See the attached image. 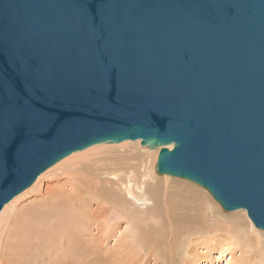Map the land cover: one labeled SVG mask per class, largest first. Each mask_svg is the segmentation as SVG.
<instances>
[{
  "label": "water",
  "instance_id": "water-1",
  "mask_svg": "<svg viewBox=\"0 0 264 264\" xmlns=\"http://www.w3.org/2000/svg\"><path fill=\"white\" fill-rule=\"evenodd\" d=\"M127 139L264 230V0H0V211Z\"/></svg>",
  "mask_w": 264,
  "mask_h": 264
},
{
  "label": "bare ground",
  "instance_id": "bare-ground-1",
  "mask_svg": "<svg viewBox=\"0 0 264 264\" xmlns=\"http://www.w3.org/2000/svg\"><path fill=\"white\" fill-rule=\"evenodd\" d=\"M125 144H136L143 152L106 159L95 166L100 171L94 170L95 185L85 181L88 184L79 182L71 184L70 188H55L48 202L38 204L15 221L19 241L12 247L17 251L14 254L18 253V264H139L147 253L156 254L157 258L171 264L175 256L185 255L191 242L192 251L197 252L193 263L189 261L192 264H200V260L203 264H216L215 260L218 263L224 260L225 264H264V230L256 228L245 209L224 210L208 190L210 197L202 193L199 184L155 171L156 153L160 147L152 149L142 145L139 139H127L120 143H97L86 150ZM72 154L75 153L67 156ZM151 155L154 156L151 158L153 162H148L145 156ZM157 176H161V182L155 181ZM76 178L79 179L77 174ZM174 182L182 183L185 188H177L172 185ZM25 189L21 192L24 193ZM21 192L3 206L0 223ZM92 200H98L102 212L92 207ZM191 202L199 204L197 210L200 212L189 218L188 212L193 209L188 206ZM106 204L107 208L103 207ZM115 206L119 216L129 220L128 229L119 230L118 220H111L106 213L108 209L113 211ZM234 215L236 219H233ZM238 215H243L244 225L237 223ZM226 216H232V219L227 220ZM216 217L221 219L217 221L223 229L218 228L224 234L218 228L215 231L221 236L207 232L201 234L199 230L210 228L206 226L207 222L211 219L212 224ZM193 218L198 219L196 227L192 225ZM193 230L198 235L195 239L190 238L195 233ZM110 238L114 240L113 245L107 244ZM213 251L216 253L214 258Z\"/></svg>",
  "mask_w": 264,
  "mask_h": 264
},
{
  "label": "rangeland",
  "instance_id": "rangeland-1",
  "mask_svg": "<svg viewBox=\"0 0 264 264\" xmlns=\"http://www.w3.org/2000/svg\"><path fill=\"white\" fill-rule=\"evenodd\" d=\"M131 141H134V140H131ZM139 142H140V140H139ZM118 143H120V142H118ZM91 146H93V145H91ZM155 148H152V149H155ZM86 149H88V148L72 152L75 154H72L71 156H66L65 158L60 160L62 162H60V164L58 166H56L54 169L50 170L47 174H45L43 176L40 174L42 177L40 178L38 184H35V182L37 180L36 179L35 182L31 186H29V188L25 189L27 192L26 191L25 192L23 191L24 193L21 192L22 195L19 196L15 200L14 204H12L9 207V210H7L6 214H4V216L2 218V222L0 223V264H14L15 262H16L15 264L19 263V262H17L18 261L17 260L18 259V256H17L18 253H17V255H15L14 253H16L17 251L14 249V247H12V245L14 246V243L16 244V242L19 241V240H17L19 237L17 238V234H16L15 229H14L16 227L14 225V224H16L15 221L18 218H20V216H23L24 213L25 214L28 213L27 211H29V210L32 211L38 204L41 205L40 203H42V202H48L49 201L48 198H49L52 190H55V188H59V187L70 188L71 184H80V183L84 184L85 181L86 182L89 181L88 183L93 182V184L95 185L94 181L96 178L94 175L96 174V171L100 172L97 169L99 163L101 164L102 162H104L108 158H113V157L118 158V157H122L125 154H126V156H129L132 153L143 152V150L139 146H137L136 144H125L123 146H99L97 148H90L89 150H86ZM157 153H158V151H157ZM157 153H156V158L158 155ZM153 157L154 156H152V155L151 156H145V158L148 162L149 161L151 162ZM152 162H153V160H152ZM57 163H59V161ZM155 164H156V159H155ZM55 165L56 164H54L53 166H55ZM96 165H97V167L95 168ZM53 166H51V168ZM48 169H50V168H48ZM94 170H96V171H94ZM76 174L78 175V178H79L78 180L76 178ZM158 175H160V174H158ZM161 175H167V174H161ZM102 176H104V175H101L100 177H102ZM169 176H171V175H169ZM171 177H176V176H171ZM156 178H157V179H155L156 182H158L160 180L162 181L161 176L160 177L157 176ZM176 178L184 179L181 177H176ZM184 180H187V179H184ZM187 181L192 182L190 180H187ZM88 183H85V184H88ZM192 183H194V182H192ZM173 184L176 185L177 188H180V189L185 188V185H182V183H179V182L175 183L174 182V183H172V185ZM194 184H196V183H194ZM178 185H179V187H178ZM196 185H198V184H196ZM198 186L200 187V189L202 188V193H205L206 195H208L210 197L209 192L205 188H203L200 185H198ZM198 195L203 196V194H201V193H198ZM91 203H92L93 208H97L99 210V212L103 211V209H101L102 207L98 205V200H92ZM198 205L199 204H197L195 202L194 203L191 202L188 205L189 207L193 208L192 210H190L188 212L189 218H191V216H193V215L199 214L200 211H198V210L200 208ZM103 207L107 208V204H106V206L104 205ZM194 210H195V214H194ZM235 210H238V209H235ZM113 211L111 210L109 212V209H108L106 211V213L109 214V217L111 218V220H113L115 222L118 220L119 230L123 231V230L128 229V223L127 222L129 220L125 219V218H121L119 216V213L117 211L116 206L113 208ZM231 211H225V212H231ZM235 217L237 218V216L234 215L233 219ZM226 219L227 220L232 219V216L231 217L226 216ZM196 220H198V219L193 218V222H194V223L192 222L193 227L194 226L196 227V225H197ZM217 220L220 221L221 219L216 217V220H212V224H211V222H210L211 219H210V221H209L210 223L207 222V224H206V226L210 227V228H208L205 231H202L203 229L202 230L200 229L199 232L201 234L206 233V232L212 233V235L216 233L217 234L216 236H221V235H219V233H217V231H215V228L217 229L218 227L223 229V227L218 223ZM244 220L245 219H244L243 215L242 216L238 215V221H237L238 224L244 225ZM208 224H209V226H208ZM206 226L204 225L205 228H206ZM257 229H259V228H257ZM93 231L95 233L97 232L95 230V228ZM218 231L221 232L222 234H224V232H222L220 229ZM194 232L195 231L193 230V233ZM11 236H12V238H11ZM197 236L198 235L195 232L194 234H192V237H190V238L195 239ZM13 238H14V240H13ZM10 241H12V242L9 243ZM9 244H10V246H9ZM107 244L113 245L114 244L113 238H110L107 241ZM191 244H192V242H191ZM191 244L187 248L188 249L187 252L189 253V255H187V257H186L187 252L185 253V255L183 254L182 256H181V254H180V256L177 255L174 257L173 262L171 261L172 263L171 262L170 263L171 264H192L193 260L195 259V253H197V252H195V250L192 251L193 245L191 246ZM200 250H201V248H200ZM144 252H146V250H144ZM144 252H142V253H144ZM156 256H157L156 254L153 255V254L147 253V254H145V257L142 259V261H141L142 263L140 262L139 264H169L168 262L166 263V261H163L161 258H157ZM215 256H216V253H215V251H213L212 257L214 258ZM189 258H190V260H189ZM11 260L12 261L15 260V261L12 262ZM189 261H191L192 263ZM200 261H201L200 264L204 263V262H202V260H200ZM221 261L218 263L215 260L214 262H216V264H221V263L225 264L224 260L222 262Z\"/></svg>",
  "mask_w": 264,
  "mask_h": 264
}]
</instances>
